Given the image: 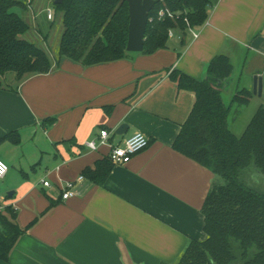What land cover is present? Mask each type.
<instances>
[{
	"label": "crops",
	"instance_id": "1",
	"mask_svg": "<svg viewBox=\"0 0 264 264\" xmlns=\"http://www.w3.org/2000/svg\"><path fill=\"white\" fill-rule=\"evenodd\" d=\"M195 31L197 38L174 31L167 48L151 55L95 66L59 58L63 33L52 49L38 31L51 71L20 81L0 76V157L14 166L0 187L22 229L38 219L0 264H178L192 241L206 239L203 206L216 177L173 148L195 95L170 75L205 81L213 60L226 56L235 72L223 92L253 91L258 75L264 97V0H214ZM122 125L127 132L117 135ZM102 130L110 132L104 144ZM137 133L149 138L147 149L114 166L104 186L85 178L77 196L62 199L66 182ZM91 141L96 151L87 148Z\"/></svg>",
	"mask_w": 264,
	"mask_h": 264
},
{
	"label": "trees",
	"instance_id": "2",
	"mask_svg": "<svg viewBox=\"0 0 264 264\" xmlns=\"http://www.w3.org/2000/svg\"><path fill=\"white\" fill-rule=\"evenodd\" d=\"M213 5L214 0H157L150 13L143 53L151 55L167 48L172 30L185 35L188 27L205 26ZM55 7L63 14L59 58L95 66L128 57L127 0H62ZM15 8L26 9L27 4L0 0V76L11 74L20 81L30 74L49 73V55L22 39L30 26ZM161 10L175 17L160 18ZM234 72L231 59L218 56L205 81L181 71L170 75L180 91L195 95L193 109L173 148L216 177L203 206L206 239L192 241L178 264H264V192L246 183L248 175L264 180V106L257 109L241 136L233 132L231 120L234 123L237 118L233 117L234 106L248 107L254 98L253 91L242 88L230 105L225 103L223 85L217 81L224 83ZM49 120L52 124L55 118ZM113 167L108 155L95 168H87L83 176L104 186ZM37 221L24 230L12 206L0 212V262H9L19 239Z\"/></svg>",
	"mask_w": 264,
	"mask_h": 264
},
{
	"label": "rangeland",
	"instance_id": "3",
	"mask_svg": "<svg viewBox=\"0 0 264 264\" xmlns=\"http://www.w3.org/2000/svg\"><path fill=\"white\" fill-rule=\"evenodd\" d=\"M27 4L26 9L22 8H15L14 12L17 13L24 21H26L30 26V31L27 32L22 39L31 42L39 47L47 48L45 43L42 42L41 38L39 37V32L41 31L42 34L49 35L50 37V46L52 49H57V44L61 39L63 33V14L56 10L55 7V0H23ZM48 9H51L54 13V20L48 21ZM43 13V14H42ZM55 51V50H54ZM55 54L58 56V52ZM224 101L227 105L231 104L232 98L235 94L231 93H224ZM264 106V97L255 96L252 99L250 106L245 108H239L234 106L233 108V117L236 118V122L232 123L231 120V128L233 132L237 136H241L245 127L249 124L250 120L254 116L255 112L260 106ZM234 119V118H233ZM26 149V148H25ZM27 150V149H26ZM27 151H31V148ZM25 151V152H27ZM4 160L8 165L11 173L14 171L11 163H8L5 159L0 157ZM17 166V165H16ZM246 183L250 186H253L260 191L264 192V180L254 178L251 175H248L246 178ZM0 199L4 200L6 204H9L7 200V191L0 187Z\"/></svg>",
	"mask_w": 264,
	"mask_h": 264
},
{
	"label": "built area",
	"instance_id": "4",
	"mask_svg": "<svg viewBox=\"0 0 264 264\" xmlns=\"http://www.w3.org/2000/svg\"><path fill=\"white\" fill-rule=\"evenodd\" d=\"M163 1V0H161ZM48 18L52 19L54 16V13L51 9H48ZM160 18H174L175 15H173L171 12L167 10H161L159 12ZM188 31L197 38L199 34L195 31V29L188 27ZM174 35V31L169 32V38H172ZM110 137V132L107 130H102L100 133L101 143H107L108 139ZM150 144L149 138L143 134V133H137L134 136H132L130 139H128L123 145L112 147L111 152L109 154L110 160L114 164V166H124L129 164L133 157H135L137 154L141 153L145 149L148 148ZM87 148L96 151L98 149V143L96 141H91L86 143ZM9 172V165L0 158V182L7 176ZM85 180V177L83 175H80L77 180L74 181H68L62 186V199L68 200L70 198H73L78 195L77 192V186L79 183L83 182ZM43 185L47 188H51L52 185L49 181L44 180ZM11 205L6 204L4 200L0 199V212L4 211L7 207ZM12 207L15 209V207L12 205Z\"/></svg>",
	"mask_w": 264,
	"mask_h": 264
},
{
	"label": "water",
	"instance_id": "5",
	"mask_svg": "<svg viewBox=\"0 0 264 264\" xmlns=\"http://www.w3.org/2000/svg\"><path fill=\"white\" fill-rule=\"evenodd\" d=\"M129 5V34L127 43L128 53H142L145 47V39L150 13L153 10L157 0H127ZM56 4H61L62 0H55ZM234 75V74H233ZM233 80V76L225 81H217L218 85H226ZM253 94L263 96V78L254 77ZM128 126L122 125L116 132L117 135H123L127 132Z\"/></svg>",
	"mask_w": 264,
	"mask_h": 264
}]
</instances>
